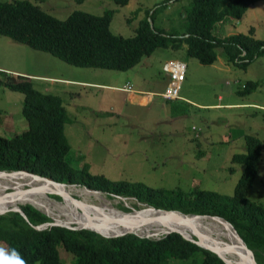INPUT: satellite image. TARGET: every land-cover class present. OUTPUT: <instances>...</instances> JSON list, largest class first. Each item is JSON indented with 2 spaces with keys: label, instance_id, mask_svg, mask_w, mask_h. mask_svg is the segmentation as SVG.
Wrapping results in <instances>:
<instances>
[{
  "label": "rangeland",
  "instance_id": "1",
  "mask_svg": "<svg viewBox=\"0 0 264 264\" xmlns=\"http://www.w3.org/2000/svg\"><path fill=\"white\" fill-rule=\"evenodd\" d=\"M31 1L58 18H65L76 9L95 14L111 9L110 30L130 36L135 33L145 11L155 8L160 0H128L126 4H118L115 0ZM188 1L176 0L158 7L154 13V24L181 31L183 15H179V11ZM238 31H251L254 37L264 39V0L250 3L240 18L217 22L213 27V32L219 36ZM216 51V59L204 64L198 58L188 56L185 45L177 49L158 47L130 67V71H124L76 66L47 51L0 34V67L8 74L14 73L7 68L23 69L38 75L110 84H122L129 78L133 87L156 89L166 76L164 61L168 58L184 60L186 69L181 92L185 95L204 102L216 101L217 95L221 94L223 102L251 104L214 109L179 103L176 108H171L173 110L168 111L165 105L166 108L157 111L162 105L159 95L147 104H139L129 101L124 92L113 88L74 81L43 80L33 76L30 80L37 89L61 96L69 115V121L64 124V133L70 144L66 158L74 167L86 166L89 171L112 179L142 181L153 187L182 189L187 193L193 188H201L231 194L243 169V164L232 161L231 156L234 152L245 151L244 135L251 133L262 143V157L247 196L264 203V54L241 67L229 61L221 47ZM247 80H255L258 85L249 93L240 94L237 89ZM22 101L21 91L0 86L1 135L10 137L27 127L21 112ZM157 101L160 105L155 106ZM162 116L163 120L157 121ZM72 118L76 120L75 123ZM13 181L0 182V187H5L0 189V195L11 196L18 190L9 188L19 185ZM29 183L26 181L23 187H27L31 193L18 191L30 201L45 205L52 213L54 211L64 222H71L69 215L75 213L80 217L99 214L104 220L96 226L110 223L104 207L99 205L103 199L81 195L83 205L91 210L88 212L80 201L76 203L65 196L57 197L58 194L51 193L45 183L40 182L48 190L28 187ZM103 196L109 199L107 202L110 205L124 211L144 205L133 196L108 197L105 192ZM23 200L28 203L25 198ZM79 209H83V213ZM157 235L162 233L154 237ZM59 251L68 262L70 255L63 248Z\"/></svg>",
  "mask_w": 264,
  "mask_h": 264
},
{
  "label": "trees",
  "instance_id": "2",
  "mask_svg": "<svg viewBox=\"0 0 264 264\" xmlns=\"http://www.w3.org/2000/svg\"><path fill=\"white\" fill-rule=\"evenodd\" d=\"M115 1L118 4L128 2ZM172 1L176 0L156 2L155 8L146 10L139 19L135 33L123 36L110 30L111 9L101 14L76 9L65 18H58L31 0H0V34L76 66L116 70L136 65L158 47L177 49L185 45L186 54L204 64L212 63L217 56L216 49L221 47L227 59L241 67L264 54V39L254 37L251 31L222 36L213 32L217 22L240 18L256 0H189L179 11V15H183L181 31L154 24L156 9ZM0 72L3 73L0 86L23 93L21 112L27 122V127L19 133L10 137L0 134V169H26L57 181L86 185L107 192L108 196L111 193L133 196L154 207L222 216L235 227L257 263L264 264V203L247 196L262 157V143L256 135L245 134V151L234 152L231 156L232 161L243 164L231 194L201 188L187 193L182 189L153 187L142 181L112 179L102 173H93L86 166L74 167L66 158L70 144L64 124L69 121V115L60 95L37 89L31 77L8 74L1 69ZM257 85V81L247 80L237 90L246 94ZM13 182L25 186L24 182ZM27 186L48 190L37 181ZM3 198L20 205L25 216L16 210L0 213V248L9 254L15 249L26 264L35 261L39 264H228L215 252L184 238L177 231L150 237L133 232L104 236L89 228L59 224L35 228L32 224L50 222L52 218L25 202L17 191L11 196L0 195V199ZM10 206L13 205L1 203L0 209ZM41 206L49 211L45 205ZM79 211L83 213V209ZM203 219L216 225L213 218ZM217 219L234 231L224 220ZM222 227L233 238V234ZM60 248L70 255L68 262L61 256Z\"/></svg>",
  "mask_w": 264,
  "mask_h": 264
},
{
  "label": "bare ground",
  "instance_id": "3",
  "mask_svg": "<svg viewBox=\"0 0 264 264\" xmlns=\"http://www.w3.org/2000/svg\"><path fill=\"white\" fill-rule=\"evenodd\" d=\"M6 180L21 181L24 183L26 181L28 182L40 181L42 183H45L51 191L53 190L63 191V192H66L68 195L74 194L78 197L81 203V206L87 211H90V210L87 208L88 206L83 205L81 195L87 198H89L90 196H94V198L103 199L104 201L102 203L99 202L100 203L99 205L104 207L106 214H107V221H109L110 223H108L107 225H102V226H97V227L98 229L104 232L110 233V232H117V231L126 230V229H132L139 233H143V234L148 233L149 235L151 234L153 235L157 232L161 233L171 228H177V229H180L187 236H194L193 234L196 231L209 244L224 245L226 243H231L237 246V250L235 252L224 253V256L226 258L227 257L231 258V260L238 259L239 257L238 253H239V255L242 258L243 264L247 260V254L243 250V243L237 237L236 232L230 229L227 224L218 220L217 219L218 217L215 218L216 216L193 215L192 217H186V216H191V215L190 214L183 215L178 212L168 213L162 210H157L149 206L145 202H141L144 205L143 206L139 205V208L136 207V209H133V211H124V210L118 209L110 205L107 202L109 201V199L103 196L104 192L92 191V190L87 189L84 186H80L77 184H71V185L56 184V183L46 180L45 178H40L38 176H35L32 173H29L23 170H15V171H8V170L1 171L0 170V182L6 181ZM9 188L14 189V190L18 189L21 191H26V192L31 193V191L27 187H23L20 185L9 187ZM0 189H5V187H0ZM1 191L2 190H0V192ZM18 192L28 201V203L34 204L35 206L46 211L47 213L53 215L55 218L61 220V218L57 216L56 214L52 213L51 211H48L45 207L30 201L29 199H27L25 195H23L22 192L20 191ZM64 196L70 199L67 195H64ZM1 203H9L12 205H16V203L11 201L10 198L0 199V204ZM69 217L75 222H80V223L88 224V225H98L100 224L99 221L104 220V218H101V217L98 218V216H95L92 214H90V216L83 215V217H80L76 215L75 213H72V215H69ZM204 217L213 218L215 220L216 225L203 219ZM89 219H94V220H89ZM221 225L224 226L226 229H228V231H230L233 234V238Z\"/></svg>",
  "mask_w": 264,
  "mask_h": 264
},
{
  "label": "water",
  "instance_id": "4",
  "mask_svg": "<svg viewBox=\"0 0 264 264\" xmlns=\"http://www.w3.org/2000/svg\"><path fill=\"white\" fill-rule=\"evenodd\" d=\"M0 170L1 171H6L7 169H0ZM15 170H23V171L32 173L35 176H38L40 178H45L46 180H48L50 182H53V183H56V184H64V185L77 184V183H67V182L57 181V180H55L52 177L40 175L38 173H35V172H32V171H28L26 169H11V170H8V171H15ZM82 186H84L87 189L92 190V191H101V190H98V189L89 188L86 185H82ZM101 192H103V191H101ZM51 193H56L60 197H63L64 195H67L70 198V200H72V201H74L76 203L79 202V199L76 196L70 195V194L68 195L66 192H63V191H51ZM105 193H107V192H105ZM111 194L113 196H122V195H115L113 193H111ZM30 204H32V203H30ZM32 205L34 207L38 208L39 210L45 212L47 215H49L52 218V220L50 222H44L42 224H32V226H34L35 228H42V227L46 226L47 224H59V225H64V226L69 227V228H89V229H92V230H95V231L99 232L100 234H102L104 236H118V235L125 234L127 232H133V233H135V234H137L139 236H150V237H154V235H152V234L151 235H149L148 233L147 234H143V233H139V232H137L135 230H132V229H126V230H121V231H117V232H110V233H108V232H104V231L98 229V227L96 225L92 226V225H88V224H79L77 222L75 224H72L75 221H71V223H70V222H64V221H61V220H56V218L53 215L47 213L46 211L42 210L41 208L35 206L34 204H32ZM149 206L153 207L154 209L162 210V211H165V212H168V213L178 212V213L183 214V215H188V214H190V215H208V216H216L218 218H222L224 221H226L227 223H229L230 226H232V228L236 232L237 237L243 243V250L247 254V260H246V262H244V264H257L256 259H255L254 255H253L252 250L247 246V244L244 242V240L239 235V233L237 232V230L235 229V227L231 224V222H229L228 220L224 219L222 216H219V215H211V214H200V213H185V212H182V211H180L178 209H166V208H161V207H154L152 205H149ZM7 210H16V211H19L23 216H25V214H24V212H23V210H22V208H21L20 205H13V206H10V207L2 208V209H0V213L5 212ZM171 231H177L184 238L189 239V240L195 242L196 244H198V245H200V246H202L204 248H208L209 250L215 252L223 261H225L228 264H243L242 258L239 255V253H238V256H239L238 259H232L231 260V258H228V257L226 258L224 256V253H226V252L233 253V252H235L237 250V246H235V245H233L231 243H226L224 245L209 244L196 231L193 234L194 236H187L180 229H177V228H171V229L166 230L165 232H161V233L162 234H166V233L171 232ZM157 237H160V235L159 236L157 235Z\"/></svg>",
  "mask_w": 264,
  "mask_h": 264
},
{
  "label": "crops",
  "instance_id": "5",
  "mask_svg": "<svg viewBox=\"0 0 264 264\" xmlns=\"http://www.w3.org/2000/svg\"><path fill=\"white\" fill-rule=\"evenodd\" d=\"M170 59H174V58H168L165 61H168ZM179 59V58H177ZM182 60V59H180ZM164 61V62H165ZM184 61V60H182ZM185 62V61H184ZM186 64V62H185ZM0 69H2V67H0ZM8 70H11V73L14 74H20V75H24V76H28V77H39L43 80H63V81H74L76 83H85V84H90V85H95V86H103V87H108V88H113V89H117L120 90L122 92L125 93L126 98L133 102V103H139V104H147L149 102L152 101L154 96H160L161 99V106L159 108H157V111H161L164 109V107L167 109L168 111L173 110L171 108H176L178 106V104L180 103L181 105H193L199 108H220V107H226L227 105H237V106H245L246 104H251L248 102H234V103H227V102H223V96L221 94L217 95V99L216 101H204V102H200L197 101L196 99H193L187 95H185L184 93L181 92V88H180V96L178 98H164L161 96L160 92L163 90L164 87L167 86L168 82H169V75L167 71H165V79L159 84L157 85V88L155 89H150V88H136L132 86L131 90H124L121 87L124 86L127 82H130L132 84V82L130 81L129 78H126L125 81L122 84H110V83H100V82H93V81H84V80H76V79H68V78H59V77H54V76H47V75H38V74H33L30 73L27 70H23V69H10L7 68ZM124 71H130V68L124 70ZM245 83V82H244ZM160 105V102L157 101L155 106ZM166 105V106H165ZM151 108H153V106H151ZM94 114L97 113L96 110L93 111ZM104 113H111L110 111H105ZM163 120V116L159 118L160 121ZM72 121L75 123L76 120L74 118H72ZM149 133V132H148ZM152 134V133H149ZM80 138V137H79ZM81 139V138H80Z\"/></svg>",
  "mask_w": 264,
  "mask_h": 264
},
{
  "label": "built area",
  "instance_id": "6",
  "mask_svg": "<svg viewBox=\"0 0 264 264\" xmlns=\"http://www.w3.org/2000/svg\"><path fill=\"white\" fill-rule=\"evenodd\" d=\"M163 68L168 72L169 83L160 92L161 96L164 98H178L181 97L179 92L181 88L182 81L185 77L186 64L180 59H170L163 63ZM124 90H131L132 85L127 82L121 87Z\"/></svg>",
  "mask_w": 264,
  "mask_h": 264
},
{
  "label": "clouds",
  "instance_id": "7",
  "mask_svg": "<svg viewBox=\"0 0 264 264\" xmlns=\"http://www.w3.org/2000/svg\"><path fill=\"white\" fill-rule=\"evenodd\" d=\"M0 264H26V261L15 249L9 254L6 249L0 248Z\"/></svg>",
  "mask_w": 264,
  "mask_h": 264
}]
</instances>
